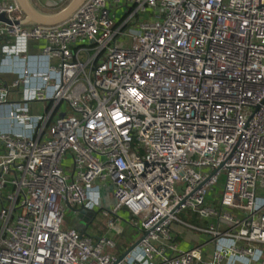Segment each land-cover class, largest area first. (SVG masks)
<instances>
[{
	"label": "built area",
	"instance_id": "1",
	"mask_svg": "<svg viewBox=\"0 0 264 264\" xmlns=\"http://www.w3.org/2000/svg\"><path fill=\"white\" fill-rule=\"evenodd\" d=\"M0 15V264H264V0ZM69 211L106 232L65 226ZM119 221L140 234L125 255ZM179 224L203 239L183 247Z\"/></svg>",
	"mask_w": 264,
	"mask_h": 264
},
{
	"label": "crops",
	"instance_id": "2",
	"mask_svg": "<svg viewBox=\"0 0 264 264\" xmlns=\"http://www.w3.org/2000/svg\"><path fill=\"white\" fill-rule=\"evenodd\" d=\"M45 13H48V11H46ZM32 65L34 66L35 64L32 63ZM13 75L10 73H5L4 74V78L6 80H11L13 79ZM5 125V124H4ZM6 126V125H5ZM102 187V186H101ZM101 187H100V198H101ZM108 192L107 197H105L106 199H104V203L103 205V209H107V207H113L115 204L112 203V199H114L112 197V192H111V188L108 186V189L106 190ZM108 203V204H107ZM106 204V205H105ZM81 216H78L77 213H74V211H69L67 212L66 215V220H65V226H77V227H83L84 225L87 224L88 229L92 232H94V230L97 229L98 232L100 233H105L106 232V228H105V219L103 218V215L100 213V215L97 216L96 219H99L97 222L94 220L92 221L91 218L87 217L88 215L85 214L84 212L81 213ZM104 221V223H100ZM102 225V228L101 226ZM108 234L111 235L113 238H115V240L117 241V247L121 248L117 251L119 253H123L125 252L132 244H134L137 240L135 239V231L133 229H130L127 224H125L123 221L120 222L119 224H116V226L114 228H112L111 230H108ZM191 237L189 239H182V246L183 247H188L192 242L194 241H200L203 239V236L200 234H192L190 235ZM123 248V249H122Z\"/></svg>",
	"mask_w": 264,
	"mask_h": 264
},
{
	"label": "water",
	"instance_id": "3",
	"mask_svg": "<svg viewBox=\"0 0 264 264\" xmlns=\"http://www.w3.org/2000/svg\"><path fill=\"white\" fill-rule=\"evenodd\" d=\"M22 10L24 11L26 15L25 24H33V23H39V24H55L59 23L65 18H67L71 13L74 12L83 2L84 0H71V2L62 10L55 12V13H45L40 10H38L36 7H34L31 0H16ZM5 18L3 15H0V21H3ZM81 211L77 212V215L81 216ZM93 215V213H91ZM138 241H136L134 244H132L123 255H125L127 252H129Z\"/></svg>",
	"mask_w": 264,
	"mask_h": 264
},
{
	"label": "rangeland",
	"instance_id": "4",
	"mask_svg": "<svg viewBox=\"0 0 264 264\" xmlns=\"http://www.w3.org/2000/svg\"><path fill=\"white\" fill-rule=\"evenodd\" d=\"M71 2V0H69L66 4H64L58 11H60V10H62L63 8H65L69 3ZM34 7H35V5H34ZM39 10V9H38ZM58 11H56V12H58ZM43 12V11H42ZM50 13H55V12H50ZM42 105V103H40V102H38V103H36V104H34V106H35V108H34V110L35 111H39V109H40V106ZM214 188H215V190L214 189H212L211 190V192H210V195H211V197H213L215 194H220L221 192H222V189H223V176L222 177H220V179H219V181L213 186ZM108 189V186L107 185H103L102 187H101V192H102V194H101V198H100V207H103V203H104V199H106L105 197H107V195L106 194H108V192L106 191ZM112 203H116V201H115V199H112ZM108 204V203H107ZM106 205V204H105ZM107 208H110V207H107ZM99 215H100V213H99ZM181 218H183V219H185V220H187V221H189V222H191V221H194V222H196V223H198L199 222V219L198 218H196V219H194L193 217H192V215L190 214V213H181ZM124 219L126 220V218L124 217ZM99 219H96L95 221L97 222ZM100 223H104V221H102V222H100ZM117 224H119V222L117 223ZM105 225V224H104ZM101 226V228H102V225H100ZM98 228H96V230H97ZM177 230L179 231V232H181V235H180V239H183V238H185V239H189L191 236L190 235H192V234H194L195 235V233L197 234H200L201 235V233L200 232H198V231H192L191 229H189V228H187V227H185V226H183L182 224H179L178 226H177ZM139 237H140V234L137 232V231H135V239L134 240H138L139 239ZM122 247V246H121ZM120 247V248H121ZM120 248H118V250L120 249ZM123 249V248H122Z\"/></svg>",
	"mask_w": 264,
	"mask_h": 264
},
{
	"label": "trees",
	"instance_id": "5",
	"mask_svg": "<svg viewBox=\"0 0 264 264\" xmlns=\"http://www.w3.org/2000/svg\"><path fill=\"white\" fill-rule=\"evenodd\" d=\"M59 9H57V10H54L53 12H55V11H58Z\"/></svg>",
	"mask_w": 264,
	"mask_h": 264
}]
</instances>
